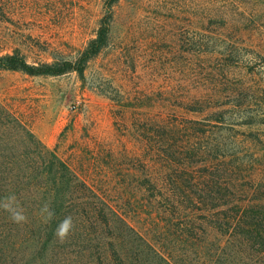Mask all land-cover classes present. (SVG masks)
Wrapping results in <instances>:
<instances>
[{
    "label": "rangeland",
    "instance_id": "1",
    "mask_svg": "<svg viewBox=\"0 0 264 264\" xmlns=\"http://www.w3.org/2000/svg\"><path fill=\"white\" fill-rule=\"evenodd\" d=\"M110 1L0 0V54L74 58ZM114 11L84 78L0 70V168L12 170L0 173V199L14 194L27 217L0 209V264H261L254 236L240 245L204 216L264 210V0H119ZM52 154L119 231L97 230L78 199L47 234L31 225L54 176L40 178L36 205L19 198L22 174L45 175Z\"/></svg>",
    "mask_w": 264,
    "mask_h": 264
},
{
    "label": "trees",
    "instance_id": "2",
    "mask_svg": "<svg viewBox=\"0 0 264 264\" xmlns=\"http://www.w3.org/2000/svg\"><path fill=\"white\" fill-rule=\"evenodd\" d=\"M119 0L110 1L105 7V13L99 22L96 36L90 40L87 46L78 52L74 58H65L59 54H53V61H37L30 63L28 57L19 50H14L13 53L0 54V70L10 72H21L31 77H59L70 73H77L80 78H84V74L91 61L98 57L101 52L109 45L112 32V24L114 22V8ZM222 123V121H216ZM191 125L201 128V132H205V122H191ZM204 130V131H203ZM12 165V164H11ZM10 167L4 166L0 168V173L10 174ZM9 174V175H10ZM48 175H53V188L55 195L49 198V207L54 211L55 216L51 221H47L41 212L30 217L32 226L38 227L42 234H47L50 225L62 218V213L65 211V206L70 204L75 199L80 200V207L86 217L90 218L92 225L97 230L111 229L113 233L117 230V222L115 213L111 207L100 197L96 196L93 191L71 170V168L61 161L57 156L50 155L46 161L45 175L39 176L34 170L23 173L22 179L26 181L24 184L27 189L23 190L19 198L34 200L36 205H39V190L41 185L40 178H46ZM149 184L154 188L158 187L155 179L150 176ZM158 188H161L160 186ZM236 188V187H235ZM25 191V195H24ZM45 192V190L43 189ZM238 191V190H236ZM70 195V197H69ZM70 199V201H68ZM187 217V216H183ZM205 224H213L217 232H221L227 236V239L236 241L240 245H248V240L253 237V244L256 252L260 255V263L264 264V210L263 209H243L238 208L233 211L222 213H206L204 216ZM123 223V220H121ZM41 234V235H42ZM112 234V233H111ZM259 258V257H258Z\"/></svg>",
    "mask_w": 264,
    "mask_h": 264
},
{
    "label": "clouds",
    "instance_id": "3",
    "mask_svg": "<svg viewBox=\"0 0 264 264\" xmlns=\"http://www.w3.org/2000/svg\"><path fill=\"white\" fill-rule=\"evenodd\" d=\"M0 209L8 212L14 223L21 224L27 222V217L23 209L20 208L17 197L14 194L0 199ZM41 213L45 216L47 221H51L55 216L54 211L50 209L48 204L42 206ZM74 227L73 217L71 215L65 216L57 224L54 235L59 241L64 242L70 237Z\"/></svg>",
    "mask_w": 264,
    "mask_h": 264
}]
</instances>
